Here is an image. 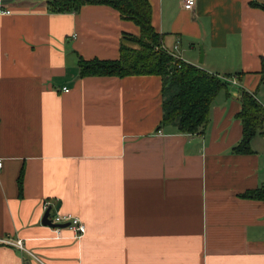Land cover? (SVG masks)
Returning a JSON list of instances; mask_svg holds the SVG:
<instances>
[{
	"label": "crops",
	"instance_id": "1",
	"mask_svg": "<svg viewBox=\"0 0 264 264\" xmlns=\"http://www.w3.org/2000/svg\"><path fill=\"white\" fill-rule=\"evenodd\" d=\"M148 3L160 45L227 83L203 133L159 126L158 75L79 76L139 34L114 8L0 0V238L32 254L0 244V264H264V200L242 197L264 184V136L233 152L239 91L264 107V0ZM68 213L80 239L50 229Z\"/></svg>",
	"mask_w": 264,
	"mask_h": 264
},
{
	"label": "trees",
	"instance_id": "2",
	"mask_svg": "<svg viewBox=\"0 0 264 264\" xmlns=\"http://www.w3.org/2000/svg\"><path fill=\"white\" fill-rule=\"evenodd\" d=\"M92 4L114 8L121 19H129L139 27V34H123L120 56L116 60L79 59V76L124 78L130 75H158L162 81V118L159 126L172 125L182 134L203 133L211 103L216 94L227 87V83L214 73L174 58L160 48L161 37L150 22L148 0H47V8L54 13L77 12L82 5ZM239 94L241 111L237 118L242 124V134L233 152L245 155L251 153L253 137L264 136V107L246 90H240ZM21 177L20 173L19 189ZM242 197L264 200V184L247 190Z\"/></svg>",
	"mask_w": 264,
	"mask_h": 264
},
{
	"label": "built area",
	"instance_id": "3",
	"mask_svg": "<svg viewBox=\"0 0 264 264\" xmlns=\"http://www.w3.org/2000/svg\"><path fill=\"white\" fill-rule=\"evenodd\" d=\"M194 2L195 0H183V6L184 8L191 10L194 7L193 6ZM3 13L8 14L10 13V11L5 10L2 12V14ZM160 48L163 51L171 54L174 58H177L175 54H173L171 51H167L161 45H160ZM63 91L67 92L68 89L65 87L63 88ZM1 165H2V162L0 161V168H1ZM42 204H43L42 206L43 211L44 212L49 211V209L51 208V203L46 200V201H43ZM63 228H65L68 232L72 233L73 238L75 239H80L85 234V225L82 223V221L79 218H77L76 216L70 213L62 214V215L55 214L52 217L50 229L52 233L55 234V238H61L60 232ZM0 244L7 245V246H10V245L14 246L17 249H20L24 252L27 251L28 253H30V255H32L31 252H29L27 249L24 248L23 241L21 239L13 240L12 238H8V237L0 238Z\"/></svg>",
	"mask_w": 264,
	"mask_h": 264
},
{
	"label": "water",
	"instance_id": "4",
	"mask_svg": "<svg viewBox=\"0 0 264 264\" xmlns=\"http://www.w3.org/2000/svg\"><path fill=\"white\" fill-rule=\"evenodd\" d=\"M201 55H202V51H201ZM48 214H49L48 211L44 212V214L42 216V223L43 224L50 225L49 220L47 218L48 217Z\"/></svg>",
	"mask_w": 264,
	"mask_h": 264
},
{
	"label": "rangeland",
	"instance_id": "5",
	"mask_svg": "<svg viewBox=\"0 0 264 264\" xmlns=\"http://www.w3.org/2000/svg\"><path fill=\"white\" fill-rule=\"evenodd\" d=\"M130 46H133L132 44H129Z\"/></svg>",
	"mask_w": 264,
	"mask_h": 264
}]
</instances>
